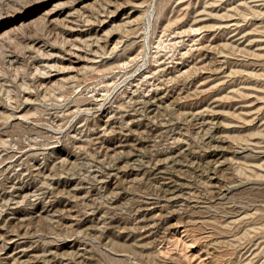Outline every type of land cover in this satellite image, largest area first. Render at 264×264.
Listing matches in <instances>:
<instances>
[{
  "label": "rangeland",
  "instance_id": "1",
  "mask_svg": "<svg viewBox=\"0 0 264 264\" xmlns=\"http://www.w3.org/2000/svg\"><path fill=\"white\" fill-rule=\"evenodd\" d=\"M0 264H264V0H0Z\"/></svg>",
  "mask_w": 264,
  "mask_h": 264
}]
</instances>
